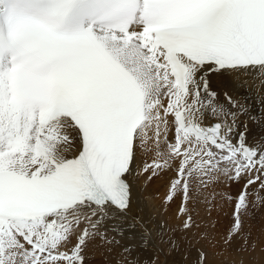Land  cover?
Segmentation results:
<instances>
[{
  "label": "snow or ice",
  "instance_id": "1",
  "mask_svg": "<svg viewBox=\"0 0 264 264\" xmlns=\"http://www.w3.org/2000/svg\"><path fill=\"white\" fill-rule=\"evenodd\" d=\"M249 79L264 87V0H0V264L264 251ZM225 203L217 239L200 209Z\"/></svg>",
  "mask_w": 264,
  "mask_h": 264
},
{
  "label": "bare ground",
  "instance_id": "2",
  "mask_svg": "<svg viewBox=\"0 0 264 264\" xmlns=\"http://www.w3.org/2000/svg\"><path fill=\"white\" fill-rule=\"evenodd\" d=\"M257 84H258V82L256 80L249 79L248 83H247V87H243L239 90V95L242 97H246L247 98L246 102L252 105L253 110L256 114H259L261 111H264V108L261 107V105L259 103V99H258V97H264V87H257ZM256 131H258V129ZM166 180H167L166 176H162V177L155 179L152 182V184L150 185V189L153 191L158 190L160 192V194L163 195V193L166 190V188H165ZM259 213H258L259 216H261V215L263 216L264 208H260ZM200 216L205 222L204 227L207 229V231L209 233H216L214 230L215 228L212 227V225H215V227H216L218 224V221H219L218 217L215 215V211L209 217L205 214L203 208L201 207ZM220 221H222V220H220ZM226 225H227V223H225V226ZM218 232L220 233V231H218ZM219 236L220 235L217 234V237H219ZM213 251H217V249H211V248L209 249L210 262H212V264L221 263L222 259L220 256L216 257L215 259H213L211 257V253ZM253 253H255V252L244 254V264H262V262H261L262 260H261V257L259 256V254H257V253L253 254ZM233 258H234V255L232 256V259ZM91 264H103V261L99 257H97L96 259L92 260ZM180 264H185V262H182Z\"/></svg>",
  "mask_w": 264,
  "mask_h": 264
},
{
  "label": "rangeland",
  "instance_id": "3",
  "mask_svg": "<svg viewBox=\"0 0 264 264\" xmlns=\"http://www.w3.org/2000/svg\"><path fill=\"white\" fill-rule=\"evenodd\" d=\"M219 187L223 188L225 191H231L233 193H238L240 191L241 185L233 184L230 188H227V187H225V185L221 184ZM174 207L175 206H173V208ZM231 212H232V205L229 203H225L222 211H215V215L219 219V221L217 220L218 221V224H217L218 227L217 226L214 227L215 228L214 230L217 234L222 235V233L226 227L225 223H228ZM258 213H259V210L254 214L253 219L246 221V227H247V225L250 224L253 238L260 237V239L262 241H264V213H263V216L262 215L259 216ZM220 220H222V221H220ZM174 222L178 223V221H174ZM218 231H220V233ZM219 238H220V236L217 237V239H219ZM219 250L220 249L217 248V252ZM256 251H255V253L259 254V256L261 257V260H262L261 262H262V264H264V251H261L259 247H257ZM255 253H253V254H255ZM233 255H234V253L232 252V250L225 252L222 256H220L222 259V262L219 264H230ZM162 259H163V257H162ZM182 262H184V259L179 253L174 254L168 258V264H180Z\"/></svg>",
  "mask_w": 264,
  "mask_h": 264
}]
</instances>
